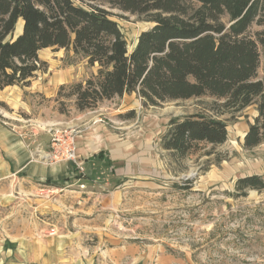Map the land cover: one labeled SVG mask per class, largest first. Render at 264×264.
<instances>
[{
	"label": "rangeland",
	"instance_id": "1",
	"mask_svg": "<svg viewBox=\"0 0 264 264\" xmlns=\"http://www.w3.org/2000/svg\"><path fill=\"white\" fill-rule=\"evenodd\" d=\"M106 7L131 50L140 32L152 23ZM21 30L20 20L16 33ZM39 55L47 62V70L38 71L30 86L0 89V96L10 101L16 96L29 101L28 109H12L8 102L0 105L1 125L14 128L11 118H54L61 114L55 100L60 85L84 80L97 71L65 49L47 48ZM263 65L264 56L260 77ZM66 102L69 113L61 114L62 122L33 121L39 132L50 135L55 126L87 131L105 159L96 165L84 164L86 175L92 174L84 187L77 183L63 185V191L42 186L29 191L13 180L1 181L0 237L45 241L65 233L64 241L52 245L61 247V264H264V191L234 196L238 178L264 175V143L244 147L256 105L220 116L228 123L224 143L175 159L161 146L169 120L200 110L212 113V99L153 106L136 93L125 94L103 102L83 119L72 101ZM53 263L59 261L53 259Z\"/></svg>",
	"mask_w": 264,
	"mask_h": 264
},
{
	"label": "trees",
	"instance_id": "2",
	"mask_svg": "<svg viewBox=\"0 0 264 264\" xmlns=\"http://www.w3.org/2000/svg\"><path fill=\"white\" fill-rule=\"evenodd\" d=\"M106 5L152 23L131 50ZM47 48L72 51L97 67L84 80L60 85L55 100L61 114L69 113L67 100L85 113L125 94L136 93L153 106L207 97L212 113L169 120L161 146L171 156L185 159L224 143L228 123L220 116L251 105L257 115L244 147L264 143V65L262 76L258 73L264 0H0V89L30 86L38 71L47 70L39 55ZM249 190L264 191V175L236 180L234 196Z\"/></svg>",
	"mask_w": 264,
	"mask_h": 264
},
{
	"label": "crops",
	"instance_id": "3",
	"mask_svg": "<svg viewBox=\"0 0 264 264\" xmlns=\"http://www.w3.org/2000/svg\"><path fill=\"white\" fill-rule=\"evenodd\" d=\"M0 101L10 103L12 109H15V106L28 109L29 101L23 96H16L12 101L8 96H0ZM95 111L78 115L83 119ZM63 120L62 115L57 113V116L45 121L11 118V124L14 126L12 129L0 124V182L10 179L29 187L27 189L29 191H33L36 186L63 191L65 184L89 183L92 180L91 173L82 175L77 172L72 162H49L38 156L36 152L38 147H48L40 141L48 142L50 135L47 131L39 132L38 126L33 121L50 124ZM78 134L77 152L84 164L96 165L105 159V156H99L98 152L102 148H95V140L87 136V131ZM21 190L26 191V188L21 187ZM63 236L65 233H61L59 237L51 236L45 241L32 237H0V264H54L53 259L61 264L59 250L61 247L52 245L55 243L59 245V242L64 241Z\"/></svg>",
	"mask_w": 264,
	"mask_h": 264
},
{
	"label": "built area",
	"instance_id": "4",
	"mask_svg": "<svg viewBox=\"0 0 264 264\" xmlns=\"http://www.w3.org/2000/svg\"><path fill=\"white\" fill-rule=\"evenodd\" d=\"M78 133L79 131L71 126H55L50 128L48 149L38 147L36 150L38 156L49 162H72L77 172L85 175L84 163L79 159L77 152L76 140Z\"/></svg>",
	"mask_w": 264,
	"mask_h": 264
},
{
	"label": "bare ground",
	"instance_id": "5",
	"mask_svg": "<svg viewBox=\"0 0 264 264\" xmlns=\"http://www.w3.org/2000/svg\"><path fill=\"white\" fill-rule=\"evenodd\" d=\"M21 24H22V27H23V20H21Z\"/></svg>",
	"mask_w": 264,
	"mask_h": 264
}]
</instances>
